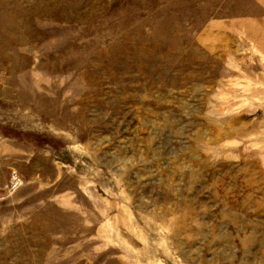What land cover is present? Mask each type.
<instances>
[{
    "label": "rangeland",
    "instance_id": "1",
    "mask_svg": "<svg viewBox=\"0 0 264 264\" xmlns=\"http://www.w3.org/2000/svg\"><path fill=\"white\" fill-rule=\"evenodd\" d=\"M0 264H264V0H0Z\"/></svg>",
    "mask_w": 264,
    "mask_h": 264
}]
</instances>
